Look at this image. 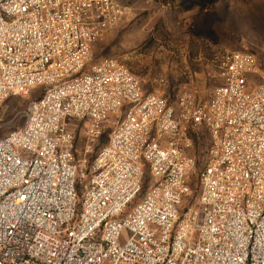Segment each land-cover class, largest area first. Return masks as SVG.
I'll list each match as a JSON object with an SVG mask.
<instances>
[{
    "label": "built area",
    "instance_id": "built-area-1",
    "mask_svg": "<svg viewBox=\"0 0 264 264\" xmlns=\"http://www.w3.org/2000/svg\"><path fill=\"white\" fill-rule=\"evenodd\" d=\"M125 13L119 0H0V105L44 87L0 138V264H264L263 64L225 52L223 83L206 102L185 91L177 115L120 57L92 63ZM190 126L211 140L196 195Z\"/></svg>",
    "mask_w": 264,
    "mask_h": 264
},
{
    "label": "rangeland",
    "instance_id": "rangeland-1",
    "mask_svg": "<svg viewBox=\"0 0 264 264\" xmlns=\"http://www.w3.org/2000/svg\"><path fill=\"white\" fill-rule=\"evenodd\" d=\"M133 7L130 33L126 38L103 36L95 45L92 63L104 56L120 57L141 81L145 93H156L173 105L177 115L179 97L189 91L197 102L209 100L213 89L223 83L219 58L225 52L246 49L264 66V0H119ZM91 65V64H90ZM89 70V67L86 68ZM44 87L26 97H11L0 105V138L23 121L29 103ZM124 114L113 115L110 127ZM77 147L84 144L81 124L74 121ZM108 128L100 141L108 138ZM186 152L196 160L191 173L194 195L198 172L204 166L210 135L201 126H190ZM147 170L141 194L150 186Z\"/></svg>",
    "mask_w": 264,
    "mask_h": 264
},
{
    "label": "crops",
    "instance_id": "crops-1",
    "mask_svg": "<svg viewBox=\"0 0 264 264\" xmlns=\"http://www.w3.org/2000/svg\"><path fill=\"white\" fill-rule=\"evenodd\" d=\"M125 9H126V13L123 16V18L121 19L120 23L114 29L107 32L105 34V36L103 37L104 39L112 40L116 36H118L119 38L122 37L124 39L130 33L131 28H132L130 22L133 19V17H132L133 7L125 6Z\"/></svg>",
    "mask_w": 264,
    "mask_h": 264
}]
</instances>
